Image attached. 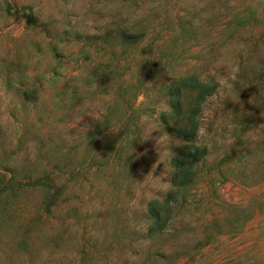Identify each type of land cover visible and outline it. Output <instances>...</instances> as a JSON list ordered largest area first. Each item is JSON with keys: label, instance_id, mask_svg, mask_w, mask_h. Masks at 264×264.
I'll return each instance as SVG.
<instances>
[{"label": "rangeland", "instance_id": "1", "mask_svg": "<svg viewBox=\"0 0 264 264\" xmlns=\"http://www.w3.org/2000/svg\"><path fill=\"white\" fill-rule=\"evenodd\" d=\"M187 74L218 85L174 184L158 113ZM239 92L264 96V0H0V264H264Z\"/></svg>", "mask_w": 264, "mask_h": 264}, {"label": "trees", "instance_id": "2", "mask_svg": "<svg viewBox=\"0 0 264 264\" xmlns=\"http://www.w3.org/2000/svg\"><path fill=\"white\" fill-rule=\"evenodd\" d=\"M240 76L248 77V74L242 71ZM252 77L248 82L252 83L256 76ZM262 84L263 82L260 81L259 86ZM217 85L218 81L213 78L202 80L195 75L187 74L172 81L168 87L170 108L161 109L158 118L168 132L183 139L181 145L171 156L173 165L171 180L174 184H184L194 179L198 173L196 163L205 158L208 151L207 144L199 141L198 135L201 126L202 103L216 91ZM239 94L240 96L234 101L230 118L233 122L243 126L241 130L243 132L238 134L234 145L240 143L242 149L246 150L253 149V146H261L264 151V107L260 108L264 96L260 93H254L253 96L245 92H239ZM227 100L230 102L228 104L232 103V100ZM251 128L252 132L247 133ZM232 150L234 152L235 148ZM232 150L226 154L227 157H232ZM260 158L264 163V152L260 153ZM242 178L246 181L247 176L245 178L243 175ZM154 202L155 200L148 202V210L151 214L160 216V210ZM164 221L165 219L157 222L156 227H162Z\"/></svg>", "mask_w": 264, "mask_h": 264}]
</instances>
